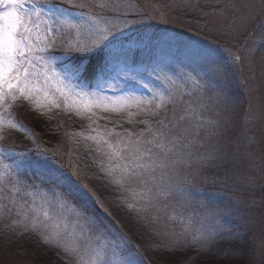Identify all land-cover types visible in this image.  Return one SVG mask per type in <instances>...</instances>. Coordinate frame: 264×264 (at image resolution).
<instances>
[{"label":"rangeland","instance_id":"1","mask_svg":"<svg viewBox=\"0 0 264 264\" xmlns=\"http://www.w3.org/2000/svg\"><path fill=\"white\" fill-rule=\"evenodd\" d=\"M38 3L123 28L112 46L114 63L159 65L164 84L153 76L151 86L166 85L176 99L142 106L154 114L133 106L94 107L93 115L77 111L78 98L69 107L53 82L41 86L59 108L42 96L39 107L23 99L0 106V264H56L53 248L61 249L62 264H86L95 259L98 239L105 259L115 253L140 264H264V0ZM55 27L56 46L48 53L60 55L76 33ZM202 59L217 69L211 80L193 71ZM122 87L117 80L100 90L114 100ZM85 90L96 91L97 82ZM137 93L149 96L139 86ZM157 140L180 154L177 162L148 183L126 177L117 184L131 164L130 146L152 141L159 154ZM33 152L40 157L31 162ZM41 209L53 219L32 229ZM50 233H59L58 245L44 242Z\"/></svg>","mask_w":264,"mask_h":264},{"label":"snow or ice","instance_id":"2","mask_svg":"<svg viewBox=\"0 0 264 264\" xmlns=\"http://www.w3.org/2000/svg\"><path fill=\"white\" fill-rule=\"evenodd\" d=\"M0 9H3L0 11V106L23 99L39 107L42 96L44 100L59 108L60 104L55 96L50 98L47 87L41 86L53 82L58 85L55 91L69 107L77 98L79 99V103L76 104L78 112L81 109L92 112L94 107L119 112L135 106L144 112L154 114L153 109L142 106L156 102L154 107L159 108L165 102H173L176 99L166 85L159 89L151 86L153 76L164 84L159 75L163 69L159 68V65L152 67L151 70L147 68L141 70L129 65L127 60L119 64L114 63L112 46L119 39L117 33L124 31L123 28L93 17H67L62 8L41 5L38 0H0ZM56 25L61 28L67 27L76 33L74 40L62 44L63 52L60 55L48 53L49 49L56 46L55 38L50 36V33L58 31ZM193 71L197 72L198 76L208 77L210 80L217 74L216 67L206 59H202ZM93 79L97 82V90L86 91L87 82ZM165 79L169 83H174L170 76H166ZM117 80L123 85L118 89L122 95L109 100L102 94L100 88L102 84L112 88ZM137 86L147 90L149 96L138 94ZM92 114L95 115L94 112ZM8 124L11 128L16 127L12 121ZM170 143L173 148L176 147L175 141ZM149 145H153V142L130 146L131 164L124 166L120 179L115 181L117 184L123 183L126 177L143 179L148 183L157 170L163 172L177 162L173 157L180 154L172 152L171 149L165 150L166 145L159 140L154 144L156 149L161 150L159 154L154 153L153 147ZM112 147L109 145V148ZM4 169L7 172L9 166L4 165ZM3 175L4 173H0V178ZM65 206L59 205L60 208ZM40 216L43 220L39 219ZM52 219L48 211L41 209L31 221V228L48 227L46 222ZM200 239L199 236L192 237L193 242H199ZM44 242L58 245L59 233H50L44 237ZM89 247L91 248L90 245ZM91 252L95 259L86 264H140V261L131 254L117 257L114 253L105 259L106 246L99 243V239L98 247L91 248Z\"/></svg>","mask_w":264,"mask_h":264},{"label":"trees","instance_id":"3","mask_svg":"<svg viewBox=\"0 0 264 264\" xmlns=\"http://www.w3.org/2000/svg\"><path fill=\"white\" fill-rule=\"evenodd\" d=\"M95 156V155H94ZM53 158V157H52ZM95 158H96V156H95ZM95 158H93V161H92V165L91 166H93L94 168H96V166L98 165V162H97V160L95 159ZM106 169H110V167H107ZM109 174H110V171H107V172H105V176L107 175V181H111L110 179H109ZM112 182V181H111ZM127 207V209H128V211H131L130 210V206L128 205V206H126ZM122 212V211H121ZM121 214H123V213H120V215ZM115 215V214H114ZM117 215V214H116ZM118 216H119V214H118ZM54 250H56V251H54V253L53 252H51L52 250L50 249L49 251L53 254V256H54V262L56 263V264H62L64 261H65V258H64V256H62V252H61V249H56V248H53ZM48 252V251H47ZM50 256V257H49ZM48 256V259H50L51 260V255H49Z\"/></svg>","mask_w":264,"mask_h":264}]
</instances>
